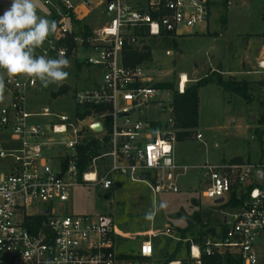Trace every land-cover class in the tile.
<instances>
[{"label":"built area","instance_id":"1","mask_svg":"<svg viewBox=\"0 0 264 264\" xmlns=\"http://www.w3.org/2000/svg\"><path fill=\"white\" fill-rule=\"evenodd\" d=\"M233 1L226 0L227 5ZM42 4L56 18L57 31L37 54L51 58L68 57L67 41L75 22L96 10L103 21L100 29L86 40L73 41L88 42L96 52L85 63L102 72L101 87L75 91V112L58 115L48 108L29 111L25 91L37 87L33 78H5L11 100L0 108V264H143L124 260L117 252L113 217L69 215L66 205L74 188L110 190L117 176L147 186L154 200L179 192L178 172L190 168L175 162L172 107L163 122L131 120L137 109L151 103L156 90L141 67L124 66L123 51L127 47L141 51L150 38L184 37L206 26L211 16L208 0H43ZM258 66L264 71V60ZM181 85L182 80V94ZM96 124L100 131L93 129ZM92 140L100 149L80 177L78 148ZM194 169L202 176L205 199L222 200V206L237 193L242 203L225 218L224 240L206 239L202 248L190 241L192 259L201 264L202 253L207 257L228 253L241 264H264L256 252L258 243L264 246V160L207 162ZM139 257H152L150 241L141 244Z\"/></svg>","mask_w":264,"mask_h":264},{"label":"rangeland","instance_id":"2","mask_svg":"<svg viewBox=\"0 0 264 264\" xmlns=\"http://www.w3.org/2000/svg\"><path fill=\"white\" fill-rule=\"evenodd\" d=\"M43 0H34L38 14L56 18L42 4ZM225 0H208L211 8V20L208 21L207 32L205 27H197L190 30L185 37H168L174 42L172 48L164 46L161 40L151 39L143 42L150 48V57L143 61L139 67L145 71V75L151 79V85L172 82L179 92L182 75L188 79L187 85L196 83L195 79L222 72L225 78L234 77L237 80L255 81L263 78L264 71L259 68V62L264 59V0H234L231 6L225 7ZM227 4V2H226ZM11 5V0L5 6L0 5V15ZM102 19L94 9L88 19L80 21L75 26L73 34H77L81 28H88L91 34L96 33L102 24ZM206 32V33H205ZM192 34V35H190ZM254 34V35H251ZM71 36L67 41L70 49ZM73 39V38H72ZM161 39V38H156ZM74 42V41H73ZM74 43L71 55L66 59L71 66L65 71L69 73L67 80L62 84H50L43 87L38 80L35 89L25 91V103L31 112L40 113L48 108L55 114L72 115L76 108L72 101L75 91L89 87H97L100 84L101 73L92 69L85 62L96 56L87 43ZM84 47V48H83ZM89 48L90 50H86ZM39 49H37V52ZM142 51V50H141ZM82 64L80 72L76 71V64ZM251 72L254 75H249ZM92 77L91 82L87 79ZM7 75L5 74V78ZM20 79H29L26 76H17ZM62 86L67 87L62 95L52 98L51 94L58 92ZM185 90V88H184ZM264 98V88L257 95ZM173 92L170 90H156L151 103L137 109L132 115V121H165L168 118L167 111L172 104ZM11 96L7 90L0 99V105L10 103ZM199 125L189 140L177 142L174 146V158L178 166L188 167L187 171L180 170L176 182L179 192L163 193L154 200L147 186L131 182L129 179L117 176L114 186L110 190H100L95 187H76L70 194L67 203L69 215H110L120 230L135 234H146L153 229L155 237H152L154 257L151 264H163L166 255L175 253L177 258L192 261V258L184 252L188 249L190 238L180 240L178 231L174 229L172 240L165 229L161 228L164 222L177 223L174 216L181 209L182 217L191 219L194 214H200L199 227H194L195 234L199 231L205 234V239L212 242L218 241L219 231L223 229V220L229 218L235 212L228 204H235L239 194H233L227 204L215 206L214 201L202 196V176L194 167L209 163H220L240 159L241 162L256 163L264 151V125L260 124L263 109L256 100L251 106L239 97L224 93L219 87L209 85L199 93ZM260 132V133H259ZM201 135L202 140L197 136ZM236 199H235V198ZM192 201L189 209L188 202ZM237 204V203H236ZM218 223L212 225L210 220ZM197 224V223H195ZM196 226V225H195ZM208 227H214L215 232L208 231ZM178 231V232H177ZM173 244V251L170 244ZM136 256V252L129 249ZM172 251V253L170 252ZM182 254H179V252ZM170 252V253H169ZM257 254L261 262H264V248L258 243ZM155 258V259H154ZM164 259V260H163ZM147 262H143L146 264Z\"/></svg>","mask_w":264,"mask_h":264},{"label":"trees","instance_id":"3","mask_svg":"<svg viewBox=\"0 0 264 264\" xmlns=\"http://www.w3.org/2000/svg\"><path fill=\"white\" fill-rule=\"evenodd\" d=\"M225 7L227 8V4L225 2ZM80 25L78 21L75 22V26ZM90 35V31L88 28H81L77 34H72V38L75 37L86 38ZM71 38L72 44L70 49L77 48L74 46L73 39ZM151 43H155L153 40H161V43L167 47H174V42L169 41L168 37H162L161 39L150 38ZM68 50V56L71 55V50ZM150 57V48L147 46L142 49V51L138 49L125 48L123 51V63L125 67L134 68L139 66L143 61L148 60ZM81 65H76V71L80 72ZM209 85H215L219 87L224 93L229 94L234 97H239L243 101L246 102L248 106H251L256 100L260 103L263 113L260 119V124L264 125V98L261 99L257 97V95L261 92L262 88H264V81L260 82H251L248 80H237L234 77L225 78L222 72H214L202 79L196 81V83L192 85H187L185 87L184 92L178 93L175 84L172 82H164L159 83L153 86L154 90H170L173 92L172 99V119L174 121L177 142H182L189 140V138L194 134L199 125V91L207 87ZM65 91H67L66 86H62L58 92L52 93V98H57L62 95ZM86 115V114H85ZM85 115H80L83 118ZM260 133V132H259ZM100 149L99 142L97 140H92L86 142L85 145H82L78 148V170L79 175L82 177V174L86 172L88 166L92 162V160L98 155V151ZM262 157L264 158V151ZM236 162H241L240 159L236 160ZM235 198V197H234ZM236 199V198H235ZM237 203V204H236ZM242 203L241 200L235 201V204L232 201L228 204L230 208H234L239 206ZM179 217H182V213H179ZM200 214H194V216L188 220V227L186 230L180 233V240H185V236L187 233L191 232L193 229L192 221L200 224ZM213 232V229H210ZM210 230H208L210 232ZM193 235V243L202 244L205 239V234L198 233ZM220 240L225 239V226L220 232L219 235ZM191 245L190 241H188L187 246ZM203 251V250H202ZM175 254V253H174ZM168 256L164 264H168L175 260V255ZM132 260H140L142 262H147L148 259H143L140 257H133ZM201 264H241V261L238 257L224 254V255H214L212 257H207L204 253L201 257Z\"/></svg>","mask_w":264,"mask_h":264},{"label":"clouds","instance_id":"4","mask_svg":"<svg viewBox=\"0 0 264 264\" xmlns=\"http://www.w3.org/2000/svg\"><path fill=\"white\" fill-rule=\"evenodd\" d=\"M56 31V21L38 14L34 0H11L0 15V99L6 88L5 74L9 79L33 78L45 88L67 80L65 69L71 64L63 54L57 58L37 54Z\"/></svg>","mask_w":264,"mask_h":264},{"label":"crops","instance_id":"5","mask_svg":"<svg viewBox=\"0 0 264 264\" xmlns=\"http://www.w3.org/2000/svg\"><path fill=\"white\" fill-rule=\"evenodd\" d=\"M225 2H226V0H225ZM225 4V3H224ZM228 6V5H227ZM210 10H211V8H210ZM49 11V10H48ZM82 13H85V11L83 10V9H81L80 10ZM49 18V17H48ZM89 17H87L86 19H88ZM86 19H84V20H86ZM84 20H81V21H84ZM211 20V16H210V19H209V21ZM208 24H209V22H208ZM208 24L206 25V26H203V27H205V28H203V29H205L204 31H206L207 32V26H208ZM205 32V33H206ZM189 35V34H188ZM190 35H192V34H190ZM251 35H254V34H251ZM187 36V35H186ZM185 37V36H184ZM84 48V47H83ZM86 50H90L89 48H85ZM92 50V49H91ZM264 60V59H263ZM77 65V64H76ZM79 65H82L81 63L79 64ZM85 66H87L86 65V63L84 64ZM92 69H97V68H92ZM100 73H101V77H102V72L99 70V69H97ZM264 73V72H263ZM248 74L249 75H254V74H252L251 72H248ZM101 77H100V84L99 85H97V87H89V88H85V89H99L100 87H101ZM253 79H255V81L254 82H260V81H264L263 80V78H261L260 80H256V78H253ZM88 81H89V83L91 82V80H92V77L90 76V79H87ZM196 81H198L199 79H195ZM251 82H253V81H251ZM199 93H200V91H199ZM10 103H8V104H2V105H0V108H2V107H5V106H8ZM165 111V113L166 112H168V111H166V110H164ZM168 116H169V113H168ZM159 122H163V121H159ZM261 158H263V157H261ZM264 160V159H263ZM259 161H261V159H259L257 162H259ZM222 162H225V160L224 161H222ZM250 162V161H249ZM221 163V162H220ZM251 163V162H250ZM214 164H219V163H214ZM194 199H191V201L190 202H188V205H189V209H190V206H191V204H192V201H193ZM214 204H215V206H220L221 207V205H218V204H216V202H214ZM232 210V209H231ZM182 212H184V210H180V211H178L177 213H176V215L174 216V220H172V221H176L177 223L175 224V223H171L170 221H167V222H164L163 223V225H162V227L160 228L159 227V229H157V231H159L160 229H165L166 230V235H167V233L169 234V236L168 237H170L172 240H174V241H176V238H174V236H172L173 234H174V229L173 228H175V230H178V231H180V230H182V231H184V230H186L187 229V227H188V220L189 219H186V218H183V217H179V213H182ZM226 218V217H225ZM225 218H224V220H223V224H224V221H225ZM115 220V219H114ZM206 220H210L211 221V223H213L212 225L214 226V225H218V223H216V222H214L212 219H206ZM196 222H194V221H192V224H193V228L194 227H199V223H197V224H195ZM115 225H116V223H115ZM196 225V226H195ZM215 227V226H214ZM214 227H208V230H210V229H214ZM116 228H117V232H118V235H119V237H117L116 238V248H117V252L119 253V255H121V258L122 259H124V260H132L131 258H133V257H139V253H140V247H141V244L143 243V242H145V241H150L151 242V245H152V257H154V246H153V242H152V237H155V234H154V231H153V229H150L149 231H148V233H146V234H135L136 236L134 237H132L130 234H129V231H125V230H120V229H118V227H117V225H116ZM177 231V232H178ZM213 232H215V230H213ZM198 233H202L201 231H199V232H197L196 234H198ZM153 234V235H152ZM179 234V236L181 235L180 233H178ZM192 234H195V232H194V230L192 229L191 230V232H189V233H187L186 234V236L187 235H189L190 236V238L188 239V241H192L193 242V235ZM219 234H220V231H219ZM152 236V237H151ZM219 236V235H218ZM206 239H204L203 240V242H202V244L200 245L199 243H194V244H196V246H198V247H201L202 248V245H203V243H204V241H205ZM218 241H221L220 239H219V237H218ZM191 243V242H190ZM261 243V242H260ZM263 245V244H262ZM264 247V246H263ZM170 248H172V251L174 250L173 249V244L171 243L170 244ZM129 249H132V251L133 252H136V256H132L133 254H128V253H130L131 251L129 250ZM172 251H170L171 253H172ZM169 252V253H170ZM187 256H189V257H191V254H190V246L188 247V249L187 250H185V252H184ZM179 254H182V252L180 251L179 252ZM203 254V253H202ZM173 255V254H172ZM175 255V254H174ZM231 255V254H230ZM169 256H171V255H169ZM151 257V258H152ZM166 257L168 258V255H166ZM201 257H202V255H201ZM151 258H146V259H148V261H147V263L146 264H151ZM166 258V259H167ZM192 258V257H191ZM155 259V258H154ZM164 260V259H163ZM142 262V261H141ZM164 264V263H163ZM168 264H196V262H195V260L194 259H192V261H190V263L189 262H185V260H180V258H177V256L175 255V260L174 261H172V262H170V263H168Z\"/></svg>","mask_w":264,"mask_h":264},{"label":"water","instance_id":"6","mask_svg":"<svg viewBox=\"0 0 264 264\" xmlns=\"http://www.w3.org/2000/svg\"><path fill=\"white\" fill-rule=\"evenodd\" d=\"M8 1H9V0H0V5H1V6H5V5L8 3ZM93 129H94L95 131H100V130H101V126H100V124H96V125L94 126ZM259 175H261V174H259ZM222 203H223L222 200H219V201L216 202V204H218V205H220V204H222Z\"/></svg>","mask_w":264,"mask_h":264},{"label":"bare ground","instance_id":"7","mask_svg":"<svg viewBox=\"0 0 264 264\" xmlns=\"http://www.w3.org/2000/svg\"><path fill=\"white\" fill-rule=\"evenodd\" d=\"M188 82V79L186 78L185 75H182V85L181 87L184 88L185 87V84Z\"/></svg>","mask_w":264,"mask_h":264}]
</instances>
